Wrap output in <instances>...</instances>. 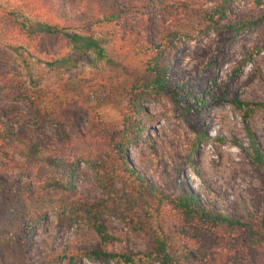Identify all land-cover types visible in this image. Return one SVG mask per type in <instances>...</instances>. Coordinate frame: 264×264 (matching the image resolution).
I'll return each mask as SVG.
<instances>
[{
  "label": "rangeland",
  "instance_id": "1",
  "mask_svg": "<svg viewBox=\"0 0 264 264\" xmlns=\"http://www.w3.org/2000/svg\"><path fill=\"white\" fill-rule=\"evenodd\" d=\"M216 1L193 3L210 9ZM66 2L74 12L86 10L81 0ZM122 6L129 7L128 3ZM230 10L225 27L190 41L171 54L172 77L183 86L180 96L175 100L156 99L144 91L141 103L148 111L149 121L141 127L131 125L134 141L127 155L139 173L162 191H191L207 208L254 221L264 216V165L260 169L254 159L256 149L264 159V0H233ZM231 24L236 28L231 29ZM157 31L152 32L153 38L159 37L162 28ZM93 32L109 46L110 27H94ZM10 42L18 43L16 39ZM21 42L27 48L29 61L34 62L32 75L26 64L11 58L9 51L0 55L7 75L17 70L23 73V98L0 94V107L15 134L63 148L73 156L87 146L114 154L112 138L124 129L123 112L131 99L125 85L116 81L115 75L110 76L99 62L93 63V55L82 53L65 64L48 66L47 62L59 55L76 53L62 38L40 35L33 42ZM45 92L60 102L65 118L60 114H35L32 106L42 103ZM236 98L252 104L248 118L247 105L240 110ZM70 119L75 122L67 121ZM4 150L0 140V199L11 204L16 194L2 185L18 188L28 175L6 159ZM16 158L22 161L20 156ZM74 163L75 189L71 195L100 198L102 188L89 161L79 157ZM104 220L109 231L121 238L110 250L132 253L133 262L84 257L82 252L101 244L89 228L87 216L76 212L48 213L35 224L25 242L27 257L41 261L57 251L77 254L76 261L64 259L59 264H162L144 256L151 250L152 242L143 231H136L114 215H107ZM200 225L206 226L202 221ZM221 245L226 243L221 240L218 246ZM223 264L250 262L246 257L231 256Z\"/></svg>",
  "mask_w": 264,
  "mask_h": 264
},
{
  "label": "trees",
  "instance_id": "2",
  "mask_svg": "<svg viewBox=\"0 0 264 264\" xmlns=\"http://www.w3.org/2000/svg\"><path fill=\"white\" fill-rule=\"evenodd\" d=\"M81 2L86 4V10L78 13L66 0H0V55L4 50L9 51L11 58L14 56L21 65L26 64L31 74L34 62L26 56L28 51L21 40L33 42L40 35L62 38L76 52L48 61L50 67L65 64L82 53L93 55V63L99 62L110 76L115 75L116 81L129 90L130 104L123 112L124 129L112 138L114 154L87 146L79 150V156H73L63 148L16 135L5 110L0 107V140L5 157L28 175V180L18 188L2 185L16 197L11 204H4L0 199V264L76 261L77 254L57 251L41 261L27 257L25 242L31 229L52 212L58 215L76 212L87 216V224L101 244V247L82 252L90 259L134 261L132 253L110 250L121 241L109 231L104 220L105 216L114 215L149 237L152 248L144 256L153 262L223 264L224 260L236 256L246 257L250 264H264V216L254 221L240 220L203 206L191 191L166 193L144 178L127 155L134 141L131 125L141 127L149 121L148 111L141 103L144 91L156 99L175 100L180 96L179 89L183 86L172 77L171 54L188 42L225 27L233 0H217L210 9L195 5L193 0ZM122 3H128L129 7L124 9ZM94 27L111 28L109 46L93 32ZM229 27L235 29L236 25ZM160 28L159 37L153 38L152 32ZM15 39L18 43L10 42ZM8 74L0 57V94L7 98H23L25 93L20 80L23 73L17 70L15 74ZM234 101L240 110L247 105L248 118L252 104L240 98ZM32 107L40 117L60 114L65 118L61 115L60 102L50 93L45 92L42 103ZM67 121L75 122L74 119ZM17 156L22 161H18ZM79 157L87 159L98 175L102 188V196L98 199L71 195L75 189L74 159ZM254 159L262 169L264 159L258 149ZM201 221L205 228L201 227ZM221 240L225 246H218Z\"/></svg>",
  "mask_w": 264,
  "mask_h": 264
}]
</instances>
